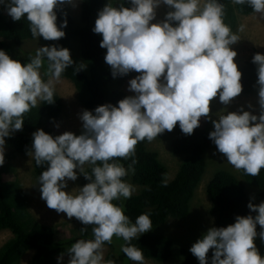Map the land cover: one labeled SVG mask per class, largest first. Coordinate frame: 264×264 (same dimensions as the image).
Returning a JSON list of instances; mask_svg holds the SVG:
<instances>
[{
  "label": "clouds",
  "instance_id": "9594fccd",
  "mask_svg": "<svg viewBox=\"0 0 264 264\" xmlns=\"http://www.w3.org/2000/svg\"><path fill=\"white\" fill-rule=\"evenodd\" d=\"M230 2L247 4L264 17V0ZM65 4L75 7L74 0H0L13 21L26 19L31 36L45 41L64 37L67 20L58 25L56 10ZM161 5L168 10L162 20L153 22ZM223 17L221 0H108L98 11L92 32L102 37L104 62L113 78L138 73L127 81L133 95L115 105L82 110L79 135L65 131L52 136L36 129L26 152L36 166H47L37 178L46 206L93 225L91 239H78L67 249V264H105L103 245L114 236L124 241L120 250L130 261L145 264L141 250L130 241L151 230L152 221L142 213L132 222L113 203L135 191L123 179L132 166L126 169L117 160L134 157L138 142H150L177 125L183 134L191 135L201 117L211 119L214 98L229 105L241 94L242 73L231 47L240 37ZM251 62L256 66L259 114L243 106L234 112L221 109L211 120L208 138L229 165L254 177L264 168V54H253ZM45 65L47 79L41 74ZM70 66L75 73L86 67L74 65L69 49L55 44L39 46L26 62L0 49V165L5 138L22 128L23 115L31 108L54 102V85ZM85 166H90V172ZM78 174L88 183L65 191ZM247 208L249 214L235 216L227 226L209 227L191 245L188 251L199 264H264V255L254 243L258 237L264 244V201L250 200ZM61 260L57 257V264Z\"/></svg>",
  "mask_w": 264,
  "mask_h": 264
},
{
  "label": "trees",
  "instance_id": "16d2710c",
  "mask_svg": "<svg viewBox=\"0 0 264 264\" xmlns=\"http://www.w3.org/2000/svg\"><path fill=\"white\" fill-rule=\"evenodd\" d=\"M108 0H81L80 20L76 22L67 4L57 8V24L64 19L67 27L63 29L64 37L55 41H45L39 38L43 45H58L69 49L71 43L77 42L79 56L89 63L78 72L70 66L64 70L61 77L70 79L78 93L85 109L91 111L95 107L107 103L115 105L128 94L123 90L124 82L135 72L127 76L113 78L111 68L104 64L105 49L99 47L101 36L92 32L97 13ZM224 5V23L230 28L236 24L237 13L251 14L247 4L234 5L230 0H221ZM127 6V5H125ZM28 22L21 18L13 21L0 6V49L13 59L26 62L28 56L16 53L24 39H31ZM261 53L253 48L248 58L238 66L241 71L243 94L257 91L256 66L251 62L255 53ZM262 54V53H261ZM72 58V57H71ZM75 64L80 62L72 58ZM54 102L40 103L23 115L22 128L7 138L9 150L4 153V162L0 165V230L7 229L11 237L0 246V264H18L24 254L32 250L33 255L28 264H57V256L67 254V249L78 239H91L93 225H83L78 220L63 222L58 225L44 224L38 221L28 210L18 185L6 174L13 170L12 160L18 154H26L31 148L32 133L36 129H43L46 133L56 136L51 128L41 127L44 119L57 117L62 110V100L54 92ZM258 115V114H257ZM211 120L207 119L191 135L183 134L178 125L171 132L165 131L158 137H170V146L174 154L182 155L183 160L170 181L166 180L167 166L159 159L158 153L147 148V140L140 141L135 146L134 157L118 158L117 162L128 168L132 166V182L141 186V190L133 193L130 198L113 201L120 205L130 219L146 213L152 225H163L169 218H185L189 214L190 202L194 196L201 177L205 171L206 161L204 153L208 149H215V145L208 138L212 130ZM82 129L74 134L79 135ZM135 160L133 164L132 161ZM34 173L39 174L46 169V165L36 166ZM90 172V166L85 168ZM243 173V172H242ZM245 181L262 189L260 197L264 198V168L257 176L244 175ZM126 179V176L123 178ZM88 183L80 176V184ZM206 193L210 199V213L215 217L213 226L223 227L234 222L237 215H247L248 202L259 204L246 191L243 181L227 170H217L206 186ZM253 215H255L253 213ZM212 226V227H213ZM83 229V231H81ZM259 231V226H257ZM121 242V244H123ZM141 250L144 257L157 261H166L173 255V241L166 234L144 233L130 241ZM255 246L264 255V244L257 237ZM104 244H109L105 242ZM182 258L176 264H199L198 260L185 249L181 250ZM211 256V250L208 253ZM127 257L123 252L115 253L109 250L104 262L125 264Z\"/></svg>",
  "mask_w": 264,
  "mask_h": 264
},
{
  "label": "rangeland",
  "instance_id": "374dc122",
  "mask_svg": "<svg viewBox=\"0 0 264 264\" xmlns=\"http://www.w3.org/2000/svg\"><path fill=\"white\" fill-rule=\"evenodd\" d=\"M74 2L75 7L69 4H67V6L71 11L75 21L79 22L81 0H74ZM167 10L168 9L166 6L161 5L156 10V19L153 22L162 20L164 13ZM231 31L235 32L240 37V40L237 43L231 45V47L237 52L234 61L238 66H240L248 58L253 48L258 49L262 54H264V17H261L259 14L254 12L247 15L237 13L236 24ZM39 46L44 45L40 42L38 37L35 39H24L21 47L15 50V52L29 57V55L35 54V50ZM69 51L72 58H75L80 63H84L86 65V69H88L89 63L79 56L77 42L71 43ZM104 64L107 68H110V66L105 62ZM45 69L46 65L41 69L43 79H47V77L43 75ZM136 75H138V73H135L129 77L122 86L123 90L128 95H133V93L127 90V81ZM54 92H56L62 100V110L57 117L44 119L41 127L51 128L57 135L62 134L65 131L75 133L82 129L78 114L82 110H85V108L80 100L79 93L74 83L68 78L61 77L59 82L54 85ZM249 105H252V107L249 108ZM241 106H243L245 111H252L253 114H259L257 91L250 94L241 93L239 96L233 98L229 105H223L219 103L217 96L210 103L209 115L211 119H216L217 117L215 116V113L221 109L234 112L241 108ZM205 120L207 119L201 117L200 124L202 125ZM56 125H59V127ZM7 138L8 137L5 138L4 153L10 149L7 143ZM147 148L158 153L159 159L167 166L168 169L166 180H172L179 168L180 163L183 160V156L174 154L172 152L170 146V137H156L152 141L147 142ZM204 158L206 161L205 171L197 188L195 189L194 196L190 202L189 214L185 218L169 217L163 225H152V229L147 232L152 234L162 233L171 237L173 241V255L166 261H157L152 258L144 257L145 264L178 263V261H180L182 258L181 250H188L191 245L198 238H200L202 233L206 232L209 227L213 226L215 217L210 213L211 202L206 193V186L217 170L223 169L231 172L238 179L243 181L247 193L254 200L259 203L264 201V198L260 197V191L262 189L251 184L250 182L245 181L242 170L234 169L216 150L208 149L204 153ZM11 162L13 165V170L7 173L6 177L15 180L18 185L19 192L25 200L27 210L38 221L44 224L58 225L60 223L75 219L68 218L62 212L57 213L54 209H49L45 202L40 199L39 185H37L38 176L34 173L33 161H30V158L26 154H18ZM86 167L87 166H85V168ZM131 175L132 172L126 175L125 181L133 186L135 189L133 193H136L142 188L140 185L132 182ZM80 176L81 175L78 174L76 181H68V186L65 191L82 187L80 184ZM10 237L11 232L9 230H0V246ZM121 242H123L122 239L116 238L114 236L111 243L104 244L103 260L105 259V255L109 250H112L115 253H120ZM32 255V250L27 251L18 264H28ZM57 257H62L60 264H67V260L69 259L68 254H61ZM124 263L134 264V262L130 261L128 258L125 259Z\"/></svg>",
  "mask_w": 264,
  "mask_h": 264
}]
</instances>
